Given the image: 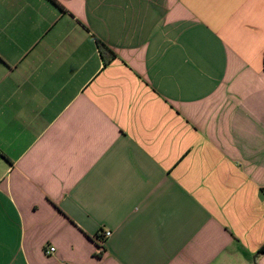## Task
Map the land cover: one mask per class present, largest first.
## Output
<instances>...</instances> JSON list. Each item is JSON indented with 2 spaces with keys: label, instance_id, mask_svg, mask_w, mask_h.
<instances>
[{
  "label": "crops",
  "instance_id": "obj_1",
  "mask_svg": "<svg viewBox=\"0 0 264 264\" xmlns=\"http://www.w3.org/2000/svg\"><path fill=\"white\" fill-rule=\"evenodd\" d=\"M55 1L0 0V264H264V0Z\"/></svg>",
  "mask_w": 264,
  "mask_h": 264
},
{
  "label": "trees",
  "instance_id": "obj_2",
  "mask_svg": "<svg viewBox=\"0 0 264 264\" xmlns=\"http://www.w3.org/2000/svg\"><path fill=\"white\" fill-rule=\"evenodd\" d=\"M50 1L53 4H55V5L58 6V4L56 3L55 0H50ZM96 46H97V49H98V52H99L101 58H103V59L108 58V61L111 60V59H113L114 54L103 43H101L99 40H96ZM105 56H107V57H105ZM99 238H98L97 241H99ZM262 253H264V250H261L259 252V254H262Z\"/></svg>",
  "mask_w": 264,
  "mask_h": 264
},
{
  "label": "built area",
  "instance_id": "obj_3",
  "mask_svg": "<svg viewBox=\"0 0 264 264\" xmlns=\"http://www.w3.org/2000/svg\"><path fill=\"white\" fill-rule=\"evenodd\" d=\"M110 236V232L109 231H105L104 233H101L99 241H98V245L100 248H102L105 240ZM102 251V249L100 250V252ZM55 252V247L52 245H45L43 248V254L45 256H50ZM61 264H71V263H61Z\"/></svg>",
  "mask_w": 264,
  "mask_h": 264
}]
</instances>
